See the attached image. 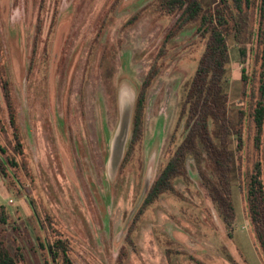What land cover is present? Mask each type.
<instances>
[{"label": "rangeland", "instance_id": "obj_1", "mask_svg": "<svg viewBox=\"0 0 264 264\" xmlns=\"http://www.w3.org/2000/svg\"><path fill=\"white\" fill-rule=\"evenodd\" d=\"M160 3L0 0V130L6 131V137L0 132V145L13 139L6 81L24 144L19 176L9 169L15 183L0 166V212L8 221L4 237L9 248H21L31 264H47L43 252L32 249L36 224L50 243L56 232L63 233L75 264H264L238 180L232 125L225 152L215 156L218 170L198 144L206 131L195 118L211 111L219 117L221 110L202 103L192 116L191 91L209 43L194 24L171 42L161 61L162 73L149 92L145 135L130 166L123 173L110 166L122 104L136 101L179 18L162 11ZM240 50V44L229 43L228 118L240 105ZM215 136L210 132L217 145ZM179 148L186 170L174 181L176 193L163 195L129 233L147 181L151 187ZM261 159L264 164V145ZM219 174L227 187V197L219 194L225 209L213 196ZM46 214L56 221L54 230Z\"/></svg>", "mask_w": 264, "mask_h": 264}, {"label": "trees", "instance_id": "obj_2", "mask_svg": "<svg viewBox=\"0 0 264 264\" xmlns=\"http://www.w3.org/2000/svg\"><path fill=\"white\" fill-rule=\"evenodd\" d=\"M160 8L168 15H179V18L166 35L155 61L136 95L131 134L120 172L123 173L128 169L137 147L144 138L149 92L162 73L161 61L167 56L171 42L188 25L194 24L197 34L208 37L209 43L191 91V97L194 99L192 116L194 117L198 109L197 106L202 103L211 107L210 109L221 110L219 117L211 111L210 114L207 113L201 118L199 116L195 118L196 125L206 131V134L203 133L205 136H199L198 144H201L204 151L208 150L207 155L210 154V157L212 156L216 160V164L213 166L215 170H218L221 163L215 156L217 152H225L224 141L227 136L229 137L232 125L236 143L235 151L240 157L237 169L240 175L238 180L241 181V188L244 192L246 214L255 245L264 258V164L261 159L264 145V0H208V2L205 0H161ZM137 20L138 15L128 25ZM37 28L30 73L36 61L35 57L40 44L43 28L41 21L38 22ZM231 41L240 44L243 67L240 105L238 110L228 118L226 109H228L227 99L230 89L229 43ZM4 93L9 108V127L13 132V139L7 146L0 145V153L4 160L0 161V166L4 176L15 183L14 175L9 169L14 172L13 174L19 176L21 166L18 157L24 156V144L21 142L22 132L18 114L7 81L4 83ZM0 132L6 137V131L1 129ZM210 132L216 134L215 137L219 139L217 145L210 141ZM13 141H15L14 144H12ZM183 148H179L175 152L158 179L151 185L133 217L129 233L135 230L143 216L163 195L176 193L174 181L182 173V170H186L185 159L182 158L185 155L182 152ZM231 157L233 159V155ZM219 175L221 180L217 186L219 190L218 193L214 191L213 196L221 206L220 208L225 209L226 204L219 198V194L223 198L227 197V187L224 185L225 181H223L222 175ZM230 210H235L233 205ZM233 218H230V222L233 221ZM46 220L48 226L54 230L53 224L56 223L54 218L50 214H46ZM6 225H8L7 218L0 212V264H31L21 248H9L4 237V234L10 230ZM14 227L10 226L16 231L17 227ZM36 232L37 245H33L32 249L42 251L47 264H75L71 243L63 233L56 232L53 242L50 243L43 237V231L38 224H36ZM127 240L131 241V237L128 236ZM121 257L124 256L121 255Z\"/></svg>", "mask_w": 264, "mask_h": 264}, {"label": "water", "instance_id": "obj_3", "mask_svg": "<svg viewBox=\"0 0 264 264\" xmlns=\"http://www.w3.org/2000/svg\"><path fill=\"white\" fill-rule=\"evenodd\" d=\"M122 110H121V123L118 128L117 134L115 136V139L113 141L112 146V155L110 159V166L112 167L113 171L118 172L122 161L125 156L126 148L129 142L130 138V131H131V124H132V117H133V111L135 106V100L134 103H125L122 104ZM150 189V183L147 181L146 187L143 192L142 200L139 203L138 208L140 207L141 203L145 199L148 191ZM36 214V211H35ZM37 218L38 215L36 214ZM39 220V218H38Z\"/></svg>", "mask_w": 264, "mask_h": 264}]
</instances>
